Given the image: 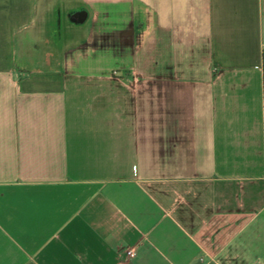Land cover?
<instances>
[{
    "label": "crops",
    "instance_id": "0c3cea01",
    "mask_svg": "<svg viewBox=\"0 0 264 264\" xmlns=\"http://www.w3.org/2000/svg\"><path fill=\"white\" fill-rule=\"evenodd\" d=\"M40 1L0 0V264H264V0H80L59 55Z\"/></svg>",
    "mask_w": 264,
    "mask_h": 264
},
{
    "label": "rangeland",
    "instance_id": "374dc122",
    "mask_svg": "<svg viewBox=\"0 0 264 264\" xmlns=\"http://www.w3.org/2000/svg\"><path fill=\"white\" fill-rule=\"evenodd\" d=\"M80 0H41L39 16L45 20L54 45V55H59V45L73 43L82 27L72 26L68 14L79 8Z\"/></svg>",
    "mask_w": 264,
    "mask_h": 264
},
{
    "label": "water",
    "instance_id": "95a60500",
    "mask_svg": "<svg viewBox=\"0 0 264 264\" xmlns=\"http://www.w3.org/2000/svg\"><path fill=\"white\" fill-rule=\"evenodd\" d=\"M68 17L71 24L75 26H83L88 21L89 14L85 9H81L70 14Z\"/></svg>",
    "mask_w": 264,
    "mask_h": 264
},
{
    "label": "built area",
    "instance_id": "2783aa9c",
    "mask_svg": "<svg viewBox=\"0 0 264 264\" xmlns=\"http://www.w3.org/2000/svg\"><path fill=\"white\" fill-rule=\"evenodd\" d=\"M126 256L129 260H132L136 257V251L135 249H129L127 252H126Z\"/></svg>",
    "mask_w": 264,
    "mask_h": 264
}]
</instances>
